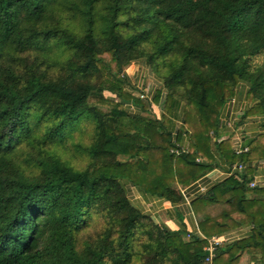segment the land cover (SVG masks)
Masks as SVG:
<instances>
[{
  "label": "trees",
  "instance_id": "16d2710c",
  "mask_svg": "<svg viewBox=\"0 0 264 264\" xmlns=\"http://www.w3.org/2000/svg\"><path fill=\"white\" fill-rule=\"evenodd\" d=\"M260 51L264 0H0V264H264V188L247 186L250 166L191 200L200 234L156 224L123 183L178 201L177 185L212 170V150L231 165L264 159V133L239 155L218 140L240 79L258 99L243 116L264 114V68L248 62ZM139 58L167 92L161 118L125 110L151 107L120 77ZM103 91L118 99L106 112ZM183 100L192 112L174 141L169 114ZM88 118L79 169L57 150ZM245 224L251 234L206 260L210 237Z\"/></svg>",
  "mask_w": 264,
  "mask_h": 264
},
{
  "label": "crops",
  "instance_id": "0c3cea01",
  "mask_svg": "<svg viewBox=\"0 0 264 264\" xmlns=\"http://www.w3.org/2000/svg\"><path fill=\"white\" fill-rule=\"evenodd\" d=\"M131 67L133 68L134 66L131 65ZM149 71H150L149 77H150L151 85L148 89V93L152 97L153 108L149 107L151 106L149 102L145 101L144 103L149 107L148 110L151 113L155 112L156 114L155 113L154 114L156 115V117L161 118L163 115V110H164L163 107L167 92L162 87V81L156 75H154L151 70ZM128 80L130 81L129 78ZM247 89H248L247 87L244 88L243 86H241V90L243 91L245 90V91L235 92L232 99H230L225 103L220 113V125L222 126H220L218 130L219 133L218 140L229 139L232 147L235 144L234 141L235 135L232 133L233 130L231 131V129L224 126V119L226 117H231L236 113L241 112L242 114H244L253 105L252 101L250 102L247 100ZM243 122H244L243 131L246 134L244 135L245 137L244 143H248L256 135L264 133V114L246 115ZM181 123L182 122H180L178 126L174 127L172 130V137L174 141L176 138L178 127ZM210 134L213 135L212 131L210 132ZM187 143H188V139L187 138L184 139V137L182 136L180 143L179 144L177 143V145L186 151ZM212 154H213L214 167L212 168L211 171L207 172L203 177L198 179L200 182L206 184L209 187H211L214 184H218L219 182L227 178L229 175H231V169L233 166V164L231 165L227 163L217 152H214L212 150ZM198 159L200 161L202 160L201 158ZM247 166H250L251 168L254 169V174L251 178L258 177L261 181L259 188H264V159H258L248 162ZM198 180L194 181L193 183L189 184L186 187L177 185L176 189L177 191L180 192V189L185 188L187 189V192L190 193L196 188L195 183ZM123 183L127 197L132 203V205L138 208L143 213L150 216V218L156 224H164L173 231L182 230L188 233L200 234L197 228V223L193 211L191 209V205H190L191 201L188 203L184 201L182 197L178 201H171L166 197H160L145 192L139 187L133 185L131 182L124 181ZM251 196H253V193H251ZM192 199L193 198H191L190 200ZM241 231L243 233L244 231L243 226L229 230L225 232L223 236L232 239L237 235L238 232ZM245 236L247 235L245 234L241 235V237H245Z\"/></svg>",
  "mask_w": 264,
  "mask_h": 264
},
{
  "label": "rangeland",
  "instance_id": "374dc122",
  "mask_svg": "<svg viewBox=\"0 0 264 264\" xmlns=\"http://www.w3.org/2000/svg\"><path fill=\"white\" fill-rule=\"evenodd\" d=\"M249 62V70L251 72L256 71L259 68H264V51H260L259 53H257L256 55L252 56L251 58H249L248 60ZM131 65H133L134 67L132 68ZM143 67V69H142ZM147 65V62L145 59L143 58H139L136 59L134 61H132L128 66H126L124 69H122L120 71V77L124 78L125 80H127L128 78L130 79V85H135V86H142L144 88V90H146L148 92V89L151 85V81H150V77H149V73L151 70V68ZM145 69V71H144ZM149 69V70H148ZM148 70V71H147ZM125 71V72H124ZM152 73L154 74V72L152 71ZM155 75V74H154ZM103 80H110V76L106 73V71L101 72V76H100ZM123 79V80H124ZM124 80V81H125ZM241 86H243L244 88H248L247 91L249 90V88L251 87V82L247 79H240L236 86H235V92L241 91L244 92L243 90H241ZM162 87L163 83H162ZM145 91V92H146ZM135 93V92H134ZM167 95V93H166ZM102 96L105 99L104 103H100L98 105L99 109L106 112L108 110V108H110V106H112V102L110 101L108 96V93L106 91L102 92ZM106 96V97H105ZM133 96H135L133 94ZM136 98V96H135ZM112 99H116V97L114 96V98ZM137 100V99H134ZM132 100V102L129 105L125 106V110L129 113V115L134 116V115H139V116H149L151 118L156 117V113H151L149 110H147L145 108V106L142 108L141 106L137 105L139 102H136ZM252 104H255L258 102V99H254V101H252ZM187 101L183 100L182 102H180V104L178 105V109L175 110V108L171 109V113L169 114L171 117V128L173 129L174 127H177L178 124L180 122H182V116L184 115V113H188V112H192L191 110V106L188 104L187 105ZM142 108V110H141ZM139 109V111H138ZM222 111V110H221ZM138 112V113H137ZM165 112V111H164ZM167 112H165L166 114ZM245 116H243V114L240 113H236L235 115L231 116V117H226L225 119L227 120H231L232 122H236L235 124H231L232 126H226L227 128L231 129L233 134H236L239 137H244L245 132L243 131V120H244ZM224 127V126H223ZM238 127V128H236ZM228 130V129H226ZM184 139L187 138V136H183ZM94 138V124L93 122L90 121V118H88L87 120H85L82 124V127L80 129V131L78 133L73 134L66 142V146L64 149L58 148V152L61 155L62 160H64L65 162L71 164L72 166L82 169L84 168L87 164H88V156L84 150L85 145L90 144V142L93 140ZM188 139V138H187ZM80 144L82 146H80ZM119 160L121 161H126L127 157L125 156H118ZM27 168H32L31 165H27ZM251 189V188H250ZM249 194L248 196L251 197V191L253 193L252 197H256V194H254V190H249ZM244 227V231L242 233L238 232L237 235L230 239L231 241L237 238H241V235L245 234V235H249L251 234V229H250V224H245L242 225ZM248 226V227H246ZM241 227V226H240ZM250 229V230H249ZM189 238L188 235H184V239L187 240Z\"/></svg>",
  "mask_w": 264,
  "mask_h": 264
},
{
  "label": "built area",
  "instance_id": "2783aa9c",
  "mask_svg": "<svg viewBox=\"0 0 264 264\" xmlns=\"http://www.w3.org/2000/svg\"><path fill=\"white\" fill-rule=\"evenodd\" d=\"M133 87H134V90L131 93L132 96L134 94L136 96V98H138L142 101L149 102L151 107L153 108L152 97L149 95V93L146 90H144V88L142 86L133 85ZM115 100H118V99L116 98ZM235 123L236 122H232L231 120L224 119V126H232ZM220 126H222V125H220ZM236 128H238V127H236ZM234 135H235V137H234L235 144L233 146V150H234L235 154L239 155V154L248 152L249 147L247 146V144L244 143V138L242 136L239 137L236 134H234ZM180 151H185V150L180 147ZM176 152L178 153L179 151H176ZM197 161H199V159H197ZM246 167H247V163L237 162V163L233 164L232 169H231V174L235 171L244 170ZM260 182L261 181L258 177H253V178L249 179L247 186L251 189L258 188L261 184ZM195 184H196V188L193 191H191L190 193H188L187 189H185V188L180 189V195L184 201L189 203L191 201L190 200L191 198H194L198 195L205 194L208 191V189L210 188L209 186L200 182L199 180ZM229 241H231V240L229 238L223 236V235H215V236L210 237L208 239V246L205 248L206 250H209V254H208L206 260H209V261L211 260L212 253H213L216 245L222 244L224 242H229Z\"/></svg>",
  "mask_w": 264,
  "mask_h": 264
},
{
  "label": "water",
  "instance_id": "95a60500",
  "mask_svg": "<svg viewBox=\"0 0 264 264\" xmlns=\"http://www.w3.org/2000/svg\"><path fill=\"white\" fill-rule=\"evenodd\" d=\"M206 254H207V255L209 254V250H206Z\"/></svg>",
  "mask_w": 264,
  "mask_h": 264
}]
</instances>
